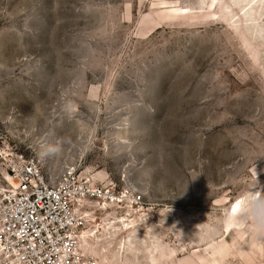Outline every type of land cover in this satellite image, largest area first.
I'll return each mask as SVG.
<instances>
[{
    "label": "rangeland",
    "instance_id": "rangeland-1",
    "mask_svg": "<svg viewBox=\"0 0 264 264\" xmlns=\"http://www.w3.org/2000/svg\"><path fill=\"white\" fill-rule=\"evenodd\" d=\"M16 153L116 195L76 264H264L222 223L264 192V0H0L1 184Z\"/></svg>",
    "mask_w": 264,
    "mask_h": 264
},
{
    "label": "built area",
    "instance_id": "built-area-1",
    "mask_svg": "<svg viewBox=\"0 0 264 264\" xmlns=\"http://www.w3.org/2000/svg\"><path fill=\"white\" fill-rule=\"evenodd\" d=\"M7 173L17 185L14 191L4 188L0 193L3 259L12 257L18 264H76L83 225L77 213L79 200H112L116 195L79 181L75 169L58 176L48 173L40 161L24 153L9 161ZM2 185L7 187L3 181Z\"/></svg>",
    "mask_w": 264,
    "mask_h": 264
},
{
    "label": "clouds",
    "instance_id": "clouds-1",
    "mask_svg": "<svg viewBox=\"0 0 264 264\" xmlns=\"http://www.w3.org/2000/svg\"><path fill=\"white\" fill-rule=\"evenodd\" d=\"M62 151V145L59 141L54 144L41 145L39 155L46 158L58 155ZM224 226L232 225H250L252 232L259 236L264 235V192L248 191L240 203L239 208L225 210V218L222 222Z\"/></svg>",
    "mask_w": 264,
    "mask_h": 264
},
{
    "label": "bare ground",
    "instance_id": "bare-ground-1",
    "mask_svg": "<svg viewBox=\"0 0 264 264\" xmlns=\"http://www.w3.org/2000/svg\"><path fill=\"white\" fill-rule=\"evenodd\" d=\"M8 180L7 179H4L5 180V182L7 183V187H6V185H2L1 183H0V193L2 192V191H4V188H8V189H10V190H12V191H14L15 189H16V185H17V182L13 179V178H11L10 177V175L8 174ZM7 180V181H6ZM114 198V197H113ZM115 199H117V197H115ZM88 202V200H86V198L84 197V198H82V199H80L79 200V205L80 204H85V203H87ZM102 204H105V202H102ZM90 215H91V213H89V212H87V211H85L84 212V214H83V218L84 219H86V221H87V219L90 217ZM79 219H81V217L79 218ZM82 220V219H81ZM121 220H122V226H121V232H126V231H128L130 228H132V226L134 225V224H132V221L133 220H129L128 218H124V217H122L121 218ZM118 221V220H117ZM116 221H112L111 223H115ZM113 228V227H112ZM114 230H115V228H113ZM82 230H80L79 231V235H78V239H79V241H78V250H79V255L81 256V253H80V251H81V247H83V243H82ZM84 233H85V231H84ZM94 234H95V232H94V230L91 232V231H89V232H86V234H84L85 235V238H84V242L87 244L88 243V239L90 238V237H93L94 236ZM97 236V235H96ZM101 237H102V235H101ZM101 237L99 236L97 239H101ZM107 238V237H106ZM102 239H105V238H102ZM101 239V240H102ZM5 257V256H4ZM2 260H3V262L5 261L6 262V264H18L12 257H10V258H6V259H3V255H2V252H0V262L2 263Z\"/></svg>",
    "mask_w": 264,
    "mask_h": 264
}]
</instances>
